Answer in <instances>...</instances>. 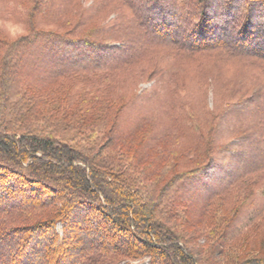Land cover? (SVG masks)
<instances>
[{
  "label": "trees",
  "instance_id": "obj_1",
  "mask_svg": "<svg viewBox=\"0 0 264 264\" xmlns=\"http://www.w3.org/2000/svg\"><path fill=\"white\" fill-rule=\"evenodd\" d=\"M0 4V264H264V0Z\"/></svg>",
  "mask_w": 264,
  "mask_h": 264
},
{
  "label": "rangeland",
  "instance_id": "obj_2",
  "mask_svg": "<svg viewBox=\"0 0 264 264\" xmlns=\"http://www.w3.org/2000/svg\"><path fill=\"white\" fill-rule=\"evenodd\" d=\"M4 8H2V5L0 4V27H2L3 29H5V31H7V35H9L10 37H17V36H20V35H23L24 33V27L19 24L17 22V20L13 19L11 17V15L9 13H6L3 11ZM28 56H31V53L28 54ZM227 64L226 66H224L223 69H221L220 73L224 76V77H227V76H231L234 75L236 73V67H235V64ZM194 69V66L193 65H190V66H186L184 67L183 70H180L179 71V77L180 79L182 78L183 82L187 84V87H185L183 90L185 92L188 93L189 97H184L185 100L188 101V104L189 103H192L196 100H198V98H195V97H191L190 96V91H192L193 94H197L198 91L197 89H195L196 87V84L198 83L199 86H204L205 89H207V97H208V104L210 105L211 102H212V98H213V94H212V91H211V84H209L207 81H204L203 79L206 78L208 72L211 70L212 71V68L210 66H205L204 67V71H202L201 73L198 71V72H195ZM201 81V82H200ZM200 82V83H199ZM152 84V82H141L136 88H138V92H140L141 90L143 89H146V88H149V86ZM261 148L264 149V145H261ZM244 155V154H243ZM227 156V155H226ZM242 160V157L240 158ZM225 160L227 161L228 160V157L225 158ZM236 160L234 161H231V167L232 165L236 164ZM259 189H258V194L256 196V198L261 201V199L263 198V194H264V182L259 185ZM190 190V189H188ZM198 190V189H197ZM191 192V195L193 196V192L194 191H190ZM9 205H6V206H2L1 208H5ZM247 212H251V210H247ZM247 219V213L244 214V216L241 217V219L236 223L235 226H243L245 224V221ZM97 221V218L96 216L95 217H92L89 221V225H90V228H91V225L93 223H95ZM259 229L262 228V226L260 225L258 227ZM58 229H60V225H58ZM99 229L98 231H91L92 234H97V235H104V232L105 234H108L109 231L107 230V228H103L102 225L99 224ZM104 229H106L104 231ZM92 230V229H90ZM109 235V234H108ZM123 235V233L121 234ZM257 240V236H255L254 234L249 236L248 238H245L244 240L241 241L240 244H238V247L240 248L242 245H245L247 244L248 245V248H251L254 246V242ZM73 245L75 246L76 244L73 243ZM237 248V250L239 249ZM264 255V252L262 253ZM255 255H258L257 252H246V254L243 256V257H249V256H255ZM146 262V259H143V260H140V261H136L135 264H144Z\"/></svg>",
  "mask_w": 264,
  "mask_h": 264
}]
</instances>
